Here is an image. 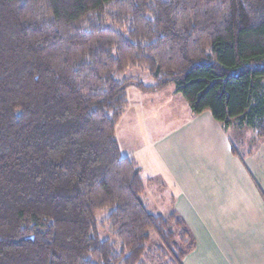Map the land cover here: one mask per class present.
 <instances>
[{"label": "trees", "instance_id": "trees-1", "mask_svg": "<svg viewBox=\"0 0 264 264\" xmlns=\"http://www.w3.org/2000/svg\"><path fill=\"white\" fill-rule=\"evenodd\" d=\"M131 85L263 141L264 0H0V264H143L150 232L180 264L116 139Z\"/></svg>", "mask_w": 264, "mask_h": 264}, {"label": "rangeland", "instance_id": "rangeland-1", "mask_svg": "<svg viewBox=\"0 0 264 264\" xmlns=\"http://www.w3.org/2000/svg\"><path fill=\"white\" fill-rule=\"evenodd\" d=\"M121 79L139 81L146 86L154 85L145 71L136 68H128ZM127 99V107L116 126V139L121 155L137 165L145 188L142 199L152 214L168 221L174 232L175 242L181 244L185 250L180 261L183 264L186 256L195 249L194 233L217 232L214 219L221 215L233 221L238 215L245 218L252 212L253 209H235L232 204L219 207L216 201L222 191L223 180L230 198L233 197L235 186H239L246 193L250 187L259 191L260 186H264V140L258 141L248 128L232 126L224 130L219 125L228 137L230 148L234 145L242 156L250 150L252 154L243 159L233 156L238 162L237 166H232L229 162H215L216 155L211 156L202 150L201 147L207 145V142L198 137L197 129L191 126L189 129L177 128L184 121L192 122L201 114H192L173 85H169L157 97L141 94L131 85L127 89ZM249 157L253 159L249 160ZM182 191L187 192V204L191 208L184 203L185 193ZM208 200L212 204L211 214L202 217L197 209L203 213ZM108 213L109 209L98 212V223ZM172 213L184 221L194 240V247L188 252V245L192 241L185 237V243H180L179 230L174 221H169ZM238 228L246 229L247 226L233 224L226 225L224 229L225 232H230ZM100 231L103 238H110L107 232ZM149 237L143 264H170L171 255L158 251L162 248L159 237L154 232H150Z\"/></svg>", "mask_w": 264, "mask_h": 264}, {"label": "crops", "instance_id": "crops-1", "mask_svg": "<svg viewBox=\"0 0 264 264\" xmlns=\"http://www.w3.org/2000/svg\"><path fill=\"white\" fill-rule=\"evenodd\" d=\"M163 90L154 93L139 92L157 97L163 93ZM207 113L209 112L202 113L192 122L184 121L177 128L189 129L190 126L194 127L198 130V133L195 131L198 137L207 142V145L201 147L204 153H209L211 156L216 155L215 162H229L232 163V166H237L238 162L234 158L236 156L231 152L227 135L224 134V131L222 132L219 124L213 120L210 113ZM251 159L253 157H249V160ZM223 183L225 184V180L222 182V191L216 201L217 206L226 207L232 204L235 209L253 210L245 218L238 215L233 221L222 215L218 219H214L217 232L192 233L196 240V246L183 260V264H264V186H260L259 191L250 187L248 193L239 186H235V192L232 193L233 197L230 198ZM180 190L178 191L179 195ZM182 192L185 193L183 201L187 204L188 194L185 191ZM207 202L205 203L208 205L203 213L197 209L198 214L202 217L211 214L210 208L212 206L210 205L212 204L211 201ZM233 224L236 226L246 225L247 228L225 232V226H232Z\"/></svg>", "mask_w": 264, "mask_h": 264}]
</instances>
